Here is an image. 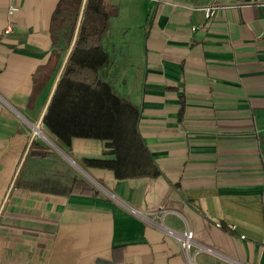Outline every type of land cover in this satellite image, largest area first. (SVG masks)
I'll return each mask as SVG.
<instances>
[{
  "label": "crops",
  "instance_id": "0c3cea01",
  "mask_svg": "<svg viewBox=\"0 0 264 264\" xmlns=\"http://www.w3.org/2000/svg\"><path fill=\"white\" fill-rule=\"evenodd\" d=\"M60 2L0 0V264H264V0H103L101 77L138 108L160 176L84 169L105 142L65 151L45 130L93 186L68 196L16 187L63 62L49 34ZM161 209L212 252L152 226Z\"/></svg>",
  "mask_w": 264,
  "mask_h": 264
},
{
  "label": "trees",
  "instance_id": "16d2710c",
  "mask_svg": "<svg viewBox=\"0 0 264 264\" xmlns=\"http://www.w3.org/2000/svg\"><path fill=\"white\" fill-rule=\"evenodd\" d=\"M103 5V0L86 1L77 39L44 116L43 129L65 151H70L73 139L105 142L100 158L81 159L84 169L110 172L115 180L156 178L160 172L137 131L138 108L101 77L110 63L102 41L111 13L103 10ZM81 6L82 0H61L51 20L52 47L62 61L73 40ZM16 187L57 196H68L75 188L93 189L69 164L36 140L32 141Z\"/></svg>",
  "mask_w": 264,
  "mask_h": 264
},
{
  "label": "built area",
  "instance_id": "2783aa9c",
  "mask_svg": "<svg viewBox=\"0 0 264 264\" xmlns=\"http://www.w3.org/2000/svg\"><path fill=\"white\" fill-rule=\"evenodd\" d=\"M10 1H14V0H10ZM262 9L264 10V3L262 4ZM16 10H17L16 7L14 5H11L9 7V14L14 13ZM213 14H214V10H212L211 8L205 9V19L206 20H208L210 17H212ZM197 29H199V28L195 26V27L191 28V31H196ZM263 31H264V24H263ZM9 32H10V28L8 27L5 30V34H8ZM131 212L133 214H136V211L131 210ZM169 212H170L169 210H162V209L158 210L157 212L151 211L149 213L150 215L158 216L157 221H150L152 226H154L156 229L161 231L166 237H168L169 239H171L175 243H177L178 246L181 248V250H183L184 252H190L193 249H194V255H197L201 252H206V253L212 252V250L207 249V248H203L202 246H200L198 243L195 242L194 235H193L192 231L186 230L183 233H177L171 229H168L166 226H164L163 218Z\"/></svg>",
  "mask_w": 264,
  "mask_h": 264
},
{
  "label": "water",
  "instance_id": "95a60500",
  "mask_svg": "<svg viewBox=\"0 0 264 264\" xmlns=\"http://www.w3.org/2000/svg\"><path fill=\"white\" fill-rule=\"evenodd\" d=\"M86 1H87V0H82L81 11H80V14H79V18H78V20H77V24H76V28H75V33H74V35H73V40H72L71 45H70V47L68 48V50H67V52H66V54H65V57H64V59H63L62 65H61V67H60V69H59V73H58V75H57V78H56V80H55V82H54V84H53V87H52V90H51L50 95H49V97H48V100H47V102H46V104H45V107H44V109H43V112H42V114H41V116H40L39 123H38L37 126H36L37 128H40V126H41L42 123H43L44 116H45V114H46V112H47V109H48V107H49V105H50V103H51V100H52V98H53V95H54V93H55V91H56L57 84H58V82H59L60 76H61V74H62V72H63V70H64V68H65V66H66V64H67L68 58H69V56H70V54H71V52H72V50H73V47H74L75 41H76L77 36H78L79 27H80V23H81V20H82V16H83V12H84V8H85ZM33 137H36V135L33 134ZM21 165H22V164H21ZM20 167H21V166H20Z\"/></svg>",
  "mask_w": 264,
  "mask_h": 264
},
{
  "label": "rangeland",
  "instance_id": "374dc122",
  "mask_svg": "<svg viewBox=\"0 0 264 264\" xmlns=\"http://www.w3.org/2000/svg\"><path fill=\"white\" fill-rule=\"evenodd\" d=\"M103 10H105L106 12L108 11V9H107V7L105 6V5H103ZM41 130H42V132L44 133L45 132V130L43 129V128H41ZM45 134L47 135V136H49V138H51V136L50 135H48L46 132H45ZM36 139L38 140V141H41L42 143H44L45 145H47L48 147H50V145L42 138V137H40V136H36ZM52 139V138H51ZM53 140V139H52ZM52 147V146H51ZM50 147V148H51ZM53 148V147H52ZM51 148V149H52ZM55 149V148H54ZM56 150V149H55ZM57 151V150H56ZM65 155H69L67 152H65L64 153ZM70 159H72V157L69 155L68 156ZM68 162V164L70 165V167L75 171V173L77 174V175H79V176H81V177H86V175L83 173L84 172V170L78 165V164H76L75 163V161L72 159V161H67Z\"/></svg>",
  "mask_w": 264,
  "mask_h": 264
},
{
  "label": "bare ground",
  "instance_id": "6f19581e",
  "mask_svg": "<svg viewBox=\"0 0 264 264\" xmlns=\"http://www.w3.org/2000/svg\"><path fill=\"white\" fill-rule=\"evenodd\" d=\"M33 130H34V133L36 136H40L42 137L50 146H52L53 148H55L57 150L58 153H60V155L62 157H64L65 159L69 160V161H72L67 155L64 154V152L60 149H58L56 147V145L53 143V141L51 140V138H49V136H47L45 134V132L43 133L41 128H37L36 126L32 127Z\"/></svg>",
  "mask_w": 264,
  "mask_h": 264
}]
</instances>
